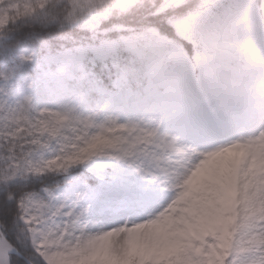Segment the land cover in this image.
<instances>
[{
  "label": "snow or ice",
  "instance_id": "1",
  "mask_svg": "<svg viewBox=\"0 0 264 264\" xmlns=\"http://www.w3.org/2000/svg\"><path fill=\"white\" fill-rule=\"evenodd\" d=\"M0 264H264V0H0Z\"/></svg>",
  "mask_w": 264,
  "mask_h": 264
}]
</instances>
